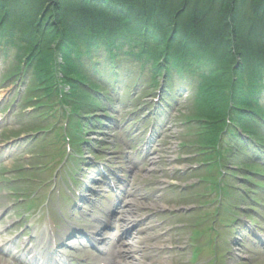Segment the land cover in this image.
Segmentation results:
<instances>
[{
    "label": "rangeland",
    "instance_id": "obj_1",
    "mask_svg": "<svg viewBox=\"0 0 264 264\" xmlns=\"http://www.w3.org/2000/svg\"><path fill=\"white\" fill-rule=\"evenodd\" d=\"M99 1L88 0L91 6ZM108 1L102 0V4H108L111 10L118 5V9L126 13L119 27H130L136 5L142 8L148 2L122 0L120 4H112L113 0ZM225 1L219 10L222 14L219 22L205 18L208 12L218 15V0H196V3L195 0H172L168 4L173 9L172 14H168L171 17L169 26L168 23L167 26L156 23L154 30L145 31L151 25L143 21L138 26L142 35L133 38L123 35L120 39L113 32L111 35L124 44L122 57L111 61L108 52L99 51L90 71L103 70V82L92 74V83L87 84L90 88L81 86L80 94L70 95L72 98L67 100L62 99L63 95L57 96L61 89L69 94L70 87L62 83L68 78L64 69L66 62L62 56L55 57L56 44L54 48L51 46L45 61L56 67L53 78L57 90L46 87L35 94L31 91L30 79L18 85L19 78L12 75L17 69H21L19 75H22L26 62L16 61L15 52L12 58L7 56L0 60V151H3L0 153L6 155L0 159V202L12 206L13 218L18 220L14 224L15 235L23 228L32 232L30 237L34 240L32 248H25L23 237L27 235L24 231L19 233V240H15L19 254L40 251L35 236L46 234L44 240L50 243L47 237L50 231V236L58 242L60 255L71 254L78 264L101 261L112 264L111 257L104 252L110 247L123 253L117 261H123L120 264H264V190L253 185L254 179L264 182V178L252 176L264 173V152L256 153L250 149L255 144L253 148L258 149L262 143L251 140L249 135L257 137L250 131L245 133L240 122L241 118L248 117L254 124L256 117L252 114L256 111L255 115L259 116L257 110L263 112L264 104L251 105L260 108L255 110L244 103V108L239 110L229 98V93L233 94L234 68L240 63L237 43L245 42L246 32L242 29L234 32L238 25L232 10L243 7L249 13L248 18L263 17L260 10L264 0L263 3L261 0H233V5L227 2L229 0ZM56 4L54 0V7ZM154 16L150 14V18ZM83 21L89 23L88 18L83 17ZM211 23L212 29L209 28ZM119 30L122 34L125 32L123 28ZM149 32L171 36L166 40L165 48L169 45L172 49H163L165 52L160 54L164 59L162 67L171 63L174 48L182 45L192 48L208 64L214 65L211 81L220 68L230 64V81L226 83L227 79L221 76L217 79L218 84L203 90L199 81H195L197 79L193 78V83L180 80V73L174 70L166 75L167 80L161 79L163 89L161 86L159 92L152 78L153 66L157 67V63L149 61L151 57L155 58L154 52L147 49L154 40ZM177 38H180L177 46L171 45ZM117 39L110 42L119 43ZM249 41L251 39L246 44ZM254 42L259 48L249 51L248 57L254 56L250 62L256 68L264 65V39H254ZM144 63L149 69H145ZM81 64H84L82 59ZM256 76L257 71L252 76L246 74L245 79L249 81ZM114 84L119 87L113 93ZM259 84L264 86V77ZM27 87L29 92L25 102ZM241 89L248 91L246 86ZM161 92L168 98L164 99ZM118 96L121 101L115 100ZM257 97L264 103V94L262 98L260 94ZM113 99V108H106ZM171 99L173 105L169 113L162 115L167 108H164L166 101ZM213 113L221 114L212 116ZM93 114L100 115L101 125L95 119L89 120ZM105 114L109 122H105ZM201 114L210 120L204 122ZM150 120L156 123L154 126H158V130L152 131ZM91 124L93 130L89 135L95 136L97 141L93 142L86 134L83 137L94 143L91 145L94 148L83 144L84 148L80 149L76 143V147L72 145L76 150L67 151V139L76 140L83 127L90 125L87 127L90 128ZM202 125L207 128L208 141L213 138L217 141L218 151L215 148L200 150L196 146L188 148L196 141H203ZM261 125L264 132V120ZM72 126L76 128L69 135L67 127ZM228 128L233 131V143L227 141L225 131ZM39 129L47 132L37 133ZM237 134L245 143L235 138ZM143 152L147 156L150 152L149 157H142ZM251 162L261 168L249 165ZM172 167L179 173L170 175ZM181 178L183 182H178ZM113 184L115 188H111ZM192 184L195 187L187 196L186 188L178 190L183 185H188L189 189ZM122 188L124 192L115 198V190ZM177 200H184L181 207L189 206V215L170 222L164 215L180 209ZM127 205L141 211V217L131 214L129 219L146 220L142 222L143 227L137 226L131 232L146 228L149 235L147 240H141L134 247L138 250L132 252L129 246L134 238L117 241L116 236L117 219L125 217ZM10 215L11 209L4 215L5 220ZM124 221L127 225L133 224L125 218ZM45 247L41 246V249ZM56 258L57 261L61 259Z\"/></svg>",
    "mask_w": 264,
    "mask_h": 264
},
{
    "label": "trees",
    "instance_id": "obj_2",
    "mask_svg": "<svg viewBox=\"0 0 264 264\" xmlns=\"http://www.w3.org/2000/svg\"><path fill=\"white\" fill-rule=\"evenodd\" d=\"M121 1L122 0H113L112 4L115 2L120 4ZM171 1L172 0H148L147 5L142 8L138 4L135 7L136 9H134L135 13L131 14L132 25L130 27H119L121 18H123V16L126 17V13H122V9H118V5L115 10L109 9L108 4H102V0H100L99 3L96 2L97 4L95 6H91V2H88V0H56L57 4L55 7L54 0H0V59L4 60L7 56L11 57L15 52L16 61L26 62V68H24L21 73L23 74V77L30 78L32 83L30 88L33 93L38 94V92L44 90L46 87L54 90L57 87L56 79L53 78L55 77L54 73L57 72L56 67L53 65H50V67V63H46L45 57L47 56L46 54L49 53L51 46L53 47V45L56 44L57 46L54 55L57 52L72 54L71 63L69 65L65 63L64 67V69H66L65 76H68V78L62 80V83L65 86L70 87L69 94L63 93L62 99L65 97L67 100V98L71 97L70 95H76L77 93L80 94L79 89L81 86H84V88H90L87 84H89V82L91 84L90 74L93 72L90 70L86 71V69L82 67L81 59L83 61H87V59L89 61L93 60L96 58L95 55L101 50L108 52V58L111 61L120 59L123 54L122 47L124 44L121 45L122 41L111 34L114 32L116 36H120V39L123 35L132 36V38L136 35L139 37V35L141 36L142 34L140 33L141 29H139L138 26L140 22L143 21L148 25H151L149 29H144L145 31L154 30V24L156 23H163L166 26L168 23L169 26L171 17H169L168 14H172L173 12L172 7L168 5ZM108 2L109 1L107 0V3ZM224 2L226 1L218 0V15H213L208 12V15L205 16V18H212L211 20L219 22L222 16V14L219 13V10ZM227 2L229 3V1ZM245 10L246 9L243 7L232 10V14H234L237 19L236 21L240 20L241 13ZM150 14L155 16L150 18ZM136 15H138V18ZM48 17L58 23L56 25L51 24L48 21ZM76 17L81 18L82 21L83 17L85 19L88 18V21L92 23L94 27L90 28L88 25L89 23L84 24L79 21L77 22L75 19L78 18ZM258 17L259 18H257V15H254L247 18L249 21L244 27V30L246 31L244 35L245 42L242 41L237 43V46L239 47L240 63L234 68L233 75L235 82L231 79L233 82V94L229 93V98L232 104H235L239 110L244 108V103L248 108H253L251 105L262 104L257 95L260 94V97L262 98L264 94V86L259 84V81L264 77V65L255 68V64L250 62L254 56L248 57L251 53L249 51H252L253 49L257 51V48H259V46L255 44L254 39H264V16L261 17L258 15ZM217 27H219V25L215 27L216 30ZM119 28H123L125 32L122 34ZM209 28H213V23L209 25ZM73 30H75V33L70 34ZM149 33L154 40L151 45L147 46V49L153 51L154 53L152 55L155 57H151L149 61L150 63H157V67L153 66L154 69L152 76L155 86L158 85V78H161L168 73L172 74L174 70L177 71L178 74L180 73V80L192 82L191 80L193 78L197 79L195 81H199L200 88L203 90L218 84L217 79L221 78V76H223L222 79H227L226 83L230 81V64L220 68L221 70L217 72L215 75L216 77L211 81V69L214 68V65L208 64L207 61L199 56V53L196 54L192 48H185L182 45L180 47L177 46L180 38H177L176 40L174 39L171 43V45L177 46V49L174 48L175 50L173 59L170 61L171 63L162 67L161 63L164 62V59L160 58V54L164 51L163 49L166 51V49L172 47L168 45L165 48L167 45L166 40L171 38V36L169 33L165 34V36L159 33ZM64 36L66 40L61 39L64 38ZM111 39H117L119 40V43L118 41L110 42ZM248 39H251V41L246 44ZM214 40L218 43L217 38ZM106 45L109 49H107ZM160 46L162 47L161 50H159ZM68 50L70 52L67 53ZM54 55H52V59ZM148 66L147 63H144L145 69H147ZM20 70L21 69H17L12 76L16 75L18 78L20 76ZM159 71H163L164 74L160 75ZM256 71V78L254 77L249 81L245 79L246 74L252 76ZM96 72H98V70ZM96 72L94 73L96 74ZM213 80H215V83H213ZM244 86H246L248 91L241 89ZM254 87H256V89H254ZM59 93L60 91L58 90L57 96H59ZM238 102L240 106H238ZM256 108L260 109L259 107L253 109L257 110ZM223 110L224 108L222 111ZM258 111L259 110H257L259 116L263 118L261 112ZM255 112L252 114L256 117L253 121L254 124L249 121L250 119H248V117L241 118L240 122L246 130H244L245 133H249L250 131V133H253L257 137L258 133L260 135L259 131H261L262 125L261 121L257 120L261 118L258 115H255ZM220 114L221 113H213L212 116ZM222 117H225V114H223ZM202 119L205 122L210 120L204 114H202ZM232 132L233 131H229V128L225 131V134L228 135L227 141L231 143H233ZM249 137L253 140L256 139L250 135ZM235 138L237 140L241 139L238 134ZM242 141L245 142L244 140ZM210 142L211 141H208L206 143ZM230 146L232 147V144H230Z\"/></svg>",
    "mask_w": 264,
    "mask_h": 264
},
{
    "label": "bare ground",
    "instance_id": "obj_3",
    "mask_svg": "<svg viewBox=\"0 0 264 264\" xmlns=\"http://www.w3.org/2000/svg\"><path fill=\"white\" fill-rule=\"evenodd\" d=\"M244 1H249V0H241V2H244ZM263 0H261V2H262ZM229 3L231 4V5H233L234 3H233V0H229ZM263 3V2H262ZM261 12L263 11L264 12V6L262 7V9L260 10ZM242 15H241V17H240V20H238L237 21V30H235L234 32H237L238 30H240V29H242V30H244V27L246 26V24H248V16H249V13L245 10V11H243L242 13H241ZM49 18V17H48ZM76 18H78V17H76ZM243 18V19H242ZM50 19V20H49ZM48 19V21L51 23V24H57L58 22H56V21H54V20H52L51 18H49ZM87 19V18H86ZM77 22L79 21L80 23H84L85 24V22L84 21H82V19L81 18H78V19H75ZM89 27L90 28H93L94 26L92 25V23H90L89 22ZM75 33V30H73L72 32H70V34H74ZM62 40H66V38H65V36H64V38H61ZM54 48V47H53ZM56 48V47H55ZM68 52H70L69 50L67 51V53ZM58 56H62V57H64L63 59L65 60V62H66V64L67 65H69L70 63H71V56H72V54H66L65 52H61V53H59V52H57L56 54H55V57H58ZM164 80H167L166 78H164ZM64 87V86H63ZM63 91H65V90H63ZM173 104H171V101H168V103L164 106V108L165 107H167L166 109H165V112L162 114V115H166L167 113H169V109H170V107L172 106ZM104 107V106H103ZM106 108H109V109H111V108H113L112 107V104H110V105H108V107H106ZM163 108V109H164ZM160 111H162V110H160ZM159 111V112H160ZM106 121H108L109 122V120H105V122ZM150 126H151V128H152V131L155 129V130H158L159 129V127L158 126H154L156 123L155 122H153V121H151L150 120ZM155 127V128H154ZM202 138H204L203 139V141H202V139L198 136V135H196V138L197 137H199L200 139H201V142H197L196 141V143H193L192 145H190V146H188V148H192V147H194V146H196L197 148H199L200 150H202V148H206L207 147V144L208 143H206V142H208V136H207V134H206V130L202 127ZM86 135H89V134H91V133H85ZM85 134H83L80 138H77L76 140H72V142H70V143H68V144H70V145H75L76 143H78V144H76V145H79V148L81 149V148H84V145L83 144H85V145H89L90 144V147H91V145L92 144H94V143H89V141H87L83 136L85 135ZM89 138L91 139V140H93V142L94 141H97L96 140V138H95V136H90L89 135ZM212 144L214 145V139H213V141H212ZM91 148H94V147H91ZM150 159V158H149ZM177 173H179V171H178V169H176V168H174V167H172L171 168V171H170V175H172V174H177ZM183 180L184 179H180L178 182H183ZM194 182L195 183H197L195 180H194ZM194 183V184H195ZM174 185H176L177 183H173ZM194 184H192V185H190V187L191 188H189V189H187V187H188V185H183V186H181L178 190H180V189H183V188H186V192H184V193H186V195L185 196H187L188 194H190L191 193V189H193L194 187H195V185ZM177 186V185H176ZM111 188H115L114 187V184H113V186H111ZM162 189V188H161ZM166 189V188H165ZM173 189H175V188H173ZM170 191H172V190H170ZM175 191V190H174ZM176 192V191H175ZM177 194H178V196H180L179 195V193L178 192H176ZM173 200H176L175 198H173ZM173 200H172V202H173ZM179 200V199H178ZM177 200V201H178ZM184 200H180V201H178L179 202V204H180V209L179 210H170L169 212V214L168 215H164V217L166 218V219H168L170 222H174V220H176V219H183L184 217H186V216H188L189 215V212L187 211V209L189 208V206L188 205H184V206H182L181 207V203L183 202ZM125 209H127V211H126V214H125V212H124V214H125V220H127L129 223L131 222V223H133V224H129V225H127V224H125V221H124V218L123 217H119L118 219H117V223H118V225H117V227H118V235H116L118 238H117V240L118 241H120V240H124L125 238H131V237H133L134 239H133V241H132V243H131V245L129 246L130 248H129V251L130 252H132V251H136V250H138V248H134V247H136V245H138L140 242H141V240H147L148 239V237H149V235H147V232H146V228H142V231H141V229L140 230H137L135 233H132L131 232V229H133V228H135V227H137V226H140V227H143V225L144 224H142V222H145L146 220H143V221H141V222H137V218H139V217H141V211H135V210H132V206L130 205V206H128L127 205V207L125 208ZM194 211V210H193ZM131 214H136L137 215V218L136 219H129L130 218V216H131ZM106 224H109V222H105ZM165 229V228H164ZM45 237V236H44ZM130 252H128V253H130ZM41 261L42 260H38V262H40L41 263ZM32 264H33V262H32ZM126 264H128V263H126Z\"/></svg>",
    "mask_w": 264,
    "mask_h": 264
}]
</instances>
